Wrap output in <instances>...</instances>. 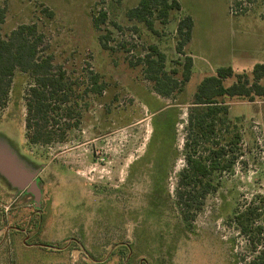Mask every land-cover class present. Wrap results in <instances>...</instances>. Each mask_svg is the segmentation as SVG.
I'll list each match as a JSON object with an SVG mask.
<instances>
[{
	"label": "rangeland",
	"instance_id": "rangeland-1",
	"mask_svg": "<svg viewBox=\"0 0 264 264\" xmlns=\"http://www.w3.org/2000/svg\"><path fill=\"white\" fill-rule=\"evenodd\" d=\"M139 1L0 0L1 37L31 24L43 34L44 52L70 84L56 131L73 126L64 143L56 138L50 146L28 145L22 98L30 82L15 74L0 111V153L36 174L42 198L36 210L33 197L0 174V264H249L264 252L261 99L226 100L239 139L230 148L235 161L214 177L216 190L188 229L174 205L184 155L192 150L183 144L193 95L217 68L250 75L264 63V2L239 16L229 10L232 0H178L181 10L172 11L167 23L155 20L154 12L155 34L127 17ZM99 13L105 22L96 31L92 21ZM186 16L195 28L183 51L194 56L192 75L180 93L163 99L145 80L140 60L156 46L166 56L165 71L176 70L180 80L185 56L175 51V28ZM240 33L253 40L250 46L236 44ZM100 34L108 37L107 50L99 45ZM217 48L221 59L212 62ZM91 74L99 77L100 95L91 92ZM196 152L205 157L201 147ZM251 205L259 206V217L243 235L234 216ZM10 227L14 231L7 233Z\"/></svg>",
	"mask_w": 264,
	"mask_h": 264
},
{
	"label": "trees",
	"instance_id": "trees-1",
	"mask_svg": "<svg viewBox=\"0 0 264 264\" xmlns=\"http://www.w3.org/2000/svg\"><path fill=\"white\" fill-rule=\"evenodd\" d=\"M256 1L259 0H232L229 10L234 15L242 16L248 12V5L251 6ZM180 9L176 0H140L127 12V17L144 24L148 31L156 34L152 21L154 12L155 20L165 24L169 21L170 13ZM3 14L4 9L0 8V20ZM260 19L264 22V8ZM104 22L105 14L99 13L92 21L94 29L99 31ZM192 28L191 17L178 20L175 28L178 37L175 51L178 55H184L183 51L191 39ZM43 40V34L37 30L35 24L21 25L6 37L0 36V111L9 100L15 74L25 75L30 83L22 98L25 106L24 137L31 146H50L56 138L58 143H64L65 132L73 128L66 123L59 133L56 131L58 122L55 119L61 105L68 103L70 84L67 83L64 73L53 64L52 56L44 52ZM107 41V36H98L103 50L108 49ZM140 62L145 66V80L152 83L153 92L163 99L173 98L180 93L191 78L192 59L188 56L180 64V80L174 78L176 70L165 71L166 56L156 46H149L148 53ZM91 75V92L100 95L103 88L98 84L99 77ZM231 79L234 82L225 86L224 82ZM256 98L264 101L262 64H255L250 75L237 74L231 67H220L215 70L214 75L205 77L198 85L188 110L183 144L186 151L189 147L192 150L184 155L185 168L178 175L174 195L175 208L187 229L202 210L207 196L216 190L214 177H219L231 168L235 161L230 148L233 145L236 149L239 139L235 126L229 120L226 100L243 99L254 102ZM64 110L69 117L70 109ZM199 147L205 157L196 156V149ZM259 209V206L251 205L234 216L239 233H249V228L259 217ZM259 230L258 227L255 228L256 232ZM249 264H264V252L258 253Z\"/></svg>",
	"mask_w": 264,
	"mask_h": 264
},
{
	"label": "water",
	"instance_id": "water-1",
	"mask_svg": "<svg viewBox=\"0 0 264 264\" xmlns=\"http://www.w3.org/2000/svg\"><path fill=\"white\" fill-rule=\"evenodd\" d=\"M0 174L8 180L13 188L31 195L34 208L37 210L40 208L42 193L35 173L27 172L16 165L11 157L0 153Z\"/></svg>",
	"mask_w": 264,
	"mask_h": 264
},
{
	"label": "crops",
	"instance_id": "crops-1",
	"mask_svg": "<svg viewBox=\"0 0 264 264\" xmlns=\"http://www.w3.org/2000/svg\"><path fill=\"white\" fill-rule=\"evenodd\" d=\"M177 2H178V0H177ZM178 3H179V2H178ZM179 5H180V4H179ZM180 8H181V6H180ZM180 10H181V9H180ZM194 32H195V28H194V23H193V28H192V32H191V39H190V41H189V43L187 44L186 47H188V45L192 42ZM236 38H237V42H236V44H241V42H242V44L244 45V44L246 43V47L250 46V45L252 44V41H253V40H247V39H245V38L242 36V33H240ZM227 46H229V45H227ZM186 47H185V48H186ZM228 49H229V47H228ZM246 49H247V48H246ZM246 49H244V50H246ZM244 52H245V51H244ZM210 54H211L212 57H215V56H219V55H220V52H219V50H218V48H217V49H215L213 52H211ZM223 54L225 55L226 53L223 51ZM246 54H247V53H246ZM187 56L190 57V58L192 59V70H193V67H194V56L192 55L191 52L187 53ZM229 58H231V56H230ZM232 58H233V57H232ZM220 59H221V58L215 57V58L212 59L211 61H212V62H219ZM241 59H242V58H241ZM241 59H240V60H241ZM240 60H236V61L234 60V61H235L236 64H238V63H240ZM234 61H233V62H234ZM233 62H231V64H232ZM203 64L208 65V62L205 61V63H203ZM259 64L264 65L263 61H262V62H259ZM191 75H192V74H191Z\"/></svg>",
	"mask_w": 264,
	"mask_h": 264
},
{
	"label": "flooded vegetation",
	"instance_id": "flooded-vegetation-1",
	"mask_svg": "<svg viewBox=\"0 0 264 264\" xmlns=\"http://www.w3.org/2000/svg\"><path fill=\"white\" fill-rule=\"evenodd\" d=\"M24 194H26L25 192H23ZM42 193V192H41ZM27 195V194H26ZM42 198V197H41ZM41 207V206H40ZM37 210V209H36ZM10 231H14L13 227H10L8 230H7V233L10 232ZM6 233V234H7Z\"/></svg>",
	"mask_w": 264,
	"mask_h": 264
}]
</instances>
